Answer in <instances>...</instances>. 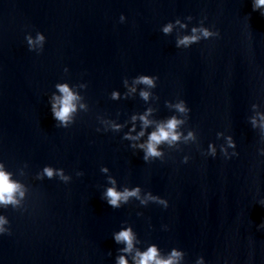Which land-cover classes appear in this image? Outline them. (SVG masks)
Instances as JSON below:
<instances>
[{
	"label": "water",
	"instance_id": "water-1",
	"mask_svg": "<svg viewBox=\"0 0 264 264\" xmlns=\"http://www.w3.org/2000/svg\"><path fill=\"white\" fill-rule=\"evenodd\" d=\"M201 26L219 36L176 47ZM139 75L158 77L156 86L135 84ZM59 84L78 97L67 128L51 112ZM181 100L189 113L176 111ZM149 109L144 135L125 139L141 132ZM257 113L264 16L252 0H0V165L24 193L15 207L0 205L9 229L0 234V264H116L120 255L134 264L149 246L162 258L181 252L178 264H264ZM173 116L184 121L180 141L145 162L138 145ZM189 132L195 139L186 141ZM46 166L71 179H37ZM109 177L118 191L139 187L142 199L150 193L168 207L131 198L113 209L102 199ZM123 228L134 233L131 253L113 239Z\"/></svg>",
	"mask_w": 264,
	"mask_h": 264
},
{
	"label": "clouds",
	"instance_id": "clouds-1",
	"mask_svg": "<svg viewBox=\"0 0 264 264\" xmlns=\"http://www.w3.org/2000/svg\"><path fill=\"white\" fill-rule=\"evenodd\" d=\"M252 10L257 11L260 10V15L264 16V0H252ZM124 17L121 16V20ZM191 19V17H188ZM176 24H179L181 28L186 27V25L181 24L179 19L175 21ZM173 24H166L162 31L164 34H169L172 31ZM219 32L210 30L208 27H193L191 29V34L184 35L179 37L176 41V47L180 48H188L191 45L198 43L201 39L207 40L212 37H218ZM43 36L37 35L36 42L43 41ZM29 50H32L33 40L29 37L27 38ZM158 77L150 76V75H139L134 81L135 84H143L148 86L149 88L155 87L154 81H157ZM126 83V82H125ZM58 91L61 93L60 97H53L54 103L51 106L52 117L55 121H59V127L67 128L71 123L72 113L76 111V105L74 101L78 99V97L69 89L66 84L57 85ZM130 91H135V88L130 89ZM141 97L145 100L148 99L149 93L147 91H141ZM113 99L117 97V93L112 94ZM175 109L179 113H189L190 109L186 106V102L181 100L179 103L174 105ZM255 107V106H254ZM151 112V109L148 110V113L139 117L142 122V130L137 136H125V139H138L140 136L144 135L143 128L147 127L151 121L147 119V115ZM259 117L260 124L259 126L264 129V115L257 113ZM136 117H133L135 120ZM184 121L177 119L175 116L170 117L166 122L160 123L156 126V129L152 131L148 135V139L145 143L138 145L140 149H142L143 157L142 159L145 162H149V158L152 160L160 159L163 156L162 151L159 150V146L162 144H168L172 146L176 142L180 141L181 133L177 131L178 127ZM252 124L255 127L257 125L256 118H253ZM119 125H112L114 130L119 129ZM97 131H101L97 129ZM106 131V130H105ZM187 140H194L195 137L192 132H189L188 135L184 138ZM228 146L231 148H235L236 145L232 142L231 137L228 138ZM133 147H136L135 145ZM208 151L211 157L216 156V149L210 144L208 146ZM221 152L225 154V159L230 157L227 156L225 150L221 148ZM237 153L233 152L232 156H236ZM189 157L184 156L182 159V163H187ZM101 171L106 172L107 168H102ZM77 176L83 175L82 172H76ZM11 174L5 172L3 170V166L0 165V205L7 207L8 205H12L15 207L19 201L16 199V194L19 193V196L23 198L24 193L21 191V185L10 178ZM54 176L59 177L61 181L64 183H68L71 179L70 176L64 174L63 169H53L51 167H44L43 173L37 174V179H44L45 177L51 180ZM108 183L111 184V187H107L102 193V199L106 201V203L112 207L113 209H118L122 205L127 204L131 198H135L140 201L141 205H145L148 201H154L164 208L168 207V201L166 199H162L159 196L146 194L145 198L140 197V188L133 187L131 189L124 188L123 191H118L115 187V180L109 177ZM264 207V203L261 205ZM137 215H142V213H137ZM8 221L0 216V234L8 233L9 229L3 227V225L7 224ZM258 228H264V222L257 226ZM113 239L117 244H123L124 247L121 249L123 253H131L134 246V233L131 228H123L118 232L113 233ZM110 254V253H109ZM182 257V253L172 250L171 254L167 258H162L155 246H149L146 251L137 250L135 255L133 256L134 264H178L180 258ZM116 264H128V261L125 255H120L116 258ZM199 264V262H198Z\"/></svg>",
	"mask_w": 264,
	"mask_h": 264
}]
</instances>
